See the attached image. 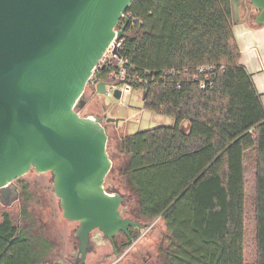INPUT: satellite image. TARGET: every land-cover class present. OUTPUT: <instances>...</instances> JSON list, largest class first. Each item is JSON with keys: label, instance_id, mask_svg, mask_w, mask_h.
I'll list each match as a JSON object with an SVG mask.
<instances>
[{"label": "trees", "instance_id": "trees-1", "mask_svg": "<svg viewBox=\"0 0 264 264\" xmlns=\"http://www.w3.org/2000/svg\"><path fill=\"white\" fill-rule=\"evenodd\" d=\"M126 14L138 21L119 50L133 89L173 120L122 140L135 219H161L163 264H247L250 208L251 264H264V107L240 62L231 0H133ZM38 240L2 214L0 264H41L51 245Z\"/></svg>", "mask_w": 264, "mask_h": 264}, {"label": "water", "instance_id": "water-1", "mask_svg": "<svg viewBox=\"0 0 264 264\" xmlns=\"http://www.w3.org/2000/svg\"><path fill=\"white\" fill-rule=\"evenodd\" d=\"M132 2L0 0L3 205L15 196L10 185L31 170L51 173L62 217L78 223L74 236L79 264L85 262L92 231H100L113 246L120 232L148 227L122 217L124 197L105 190L112 162L103 119L78 114L85 106L83 93L92 70ZM248 2L258 11L254 23L264 26V0ZM127 24L119 39L126 37ZM95 93L105 95V83L96 85ZM114 98L120 99V91Z\"/></svg>", "mask_w": 264, "mask_h": 264}, {"label": "rangeland", "instance_id": "rangeland-1", "mask_svg": "<svg viewBox=\"0 0 264 264\" xmlns=\"http://www.w3.org/2000/svg\"><path fill=\"white\" fill-rule=\"evenodd\" d=\"M238 1L239 8L235 7L236 0H232L233 9L239 11L240 19L247 13V7L256 12L248 0ZM250 20L252 21V15ZM83 97L85 106L79 110L80 116L105 115L107 119L118 121L117 126L113 124L105 126L108 136L107 153L112 162V168L105 179V190L108 193H118L124 197V203L120 207L124 218L148 226L138 233L139 238L128 252L119 254L118 260H116L109 244H104L103 246H93L87 254L84 264H163L160 254L161 250L167 247L170 236L161 219L151 222L135 219L137 197L133 188L125 182V177L121 176L128 161L123 152L122 140L139 131L160 125H171L173 120L163 114L145 110L141 90H132L129 94H123L120 99H116L105 95L97 96L95 90L87 85ZM52 181L51 173L39 174L34 170L16 180V183L25 190L24 196L27 198V204L24 207L21 203L20 205L12 204L9 207L0 204V221L2 214L6 213L11 217L13 224L22 230L27 225L26 217H31L35 221V230L51 245L50 255H47L41 264H72L77 253L74 232L78 224L69 222L62 217L58 199L53 193ZM24 212L26 216H24ZM247 223L248 238L245 246V259L247 264H251L254 258V241L250 208L247 212Z\"/></svg>", "mask_w": 264, "mask_h": 264}, {"label": "crops", "instance_id": "crops-1", "mask_svg": "<svg viewBox=\"0 0 264 264\" xmlns=\"http://www.w3.org/2000/svg\"><path fill=\"white\" fill-rule=\"evenodd\" d=\"M235 7L239 8L238 0ZM246 9L247 13L240 19L241 15L238 10L233 9L232 3L233 34L241 53L240 62L251 75L264 107V26L256 25L253 19L257 13L249 7Z\"/></svg>", "mask_w": 264, "mask_h": 264}, {"label": "built area", "instance_id": "built-area-1", "mask_svg": "<svg viewBox=\"0 0 264 264\" xmlns=\"http://www.w3.org/2000/svg\"><path fill=\"white\" fill-rule=\"evenodd\" d=\"M130 20L133 23L138 22L136 18H132L125 13L119 24L126 21L129 22ZM119 24L115 28L114 38L92 70V76L87 83V85L91 86L94 90L99 83H105L106 97H114L115 91H120V97L123 94H129L134 90L132 86L133 83L137 82L126 70L125 66H127V63L119 56V50L123 43V39L117 37L118 32L121 30V28L118 27Z\"/></svg>", "mask_w": 264, "mask_h": 264}, {"label": "flooded vegetation", "instance_id": "flooded-vegetation-1", "mask_svg": "<svg viewBox=\"0 0 264 264\" xmlns=\"http://www.w3.org/2000/svg\"><path fill=\"white\" fill-rule=\"evenodd\" d=\"M257 12L258 11H256V13ZM78 112H79V110H78ZM98 117L103 119L104 128L108 124H113L114 126H117V124H118V123L117 124L107 123L106 122L107 118L105 117V115L98 116ZM10 188L14 189L13 192H15V196L10 197V199L6 202V205H3L2 195L0 193V204L3 205L4 207H9L12 204H19L20 205V203H21V205L24 207V205L27 204V198H25V196H24V192H25L24 188L19 186V184L16 183V181L10 185ZM120 213H121V211H120ZM24 216H26L25 212H24ZM121 216H122V214H121ZM25 220L27 221V225L24 226V228L22 230L18 229V234L19 233L27 234L28 237L32 240L33 247L35 248L36 243L39 241L38 239H39L40 234L35 230V221L31 217H26ZM76 224H78V223H76ZM142 225H144V224H142ZM142 229H144V228H135V229L129 228L126 232H120L115 237H113V246L109 243V241L106 239V237L100 231H98V230L92 231L89 235L90 249L88 250V253L92 250L93 246H103L104 244H109L111 251L113 252L114 256H116V258H117L116 260H118L120 253L128 252V250H130V248L135 244V241L140 236V235L138 236V233H140V231ZM74 234H75V232H74ZM74 239L76 240L75 236H74ZM79 262H80V257L78 255V241H77V253H76V257H75L72 264H79ZM144 262H146V260H144Z\"/></svg>", "mask_w": 264, "mask_h": 264}]
</instances>
